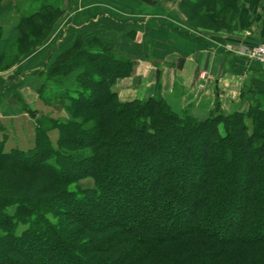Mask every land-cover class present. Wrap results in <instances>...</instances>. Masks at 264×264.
Returning a JSON list of instances; mask_svg holds the SVG:
<instances>
[{"label":"trees","instance_id":"obj_1","mask_svg":"<svg viewBox=\"0 0 264 264\" xmlns=\"http://www.w3.org/2000/svg\"><path fill=\"white\" fill-rule=\"evenodd\" d=\"M19 1L0 0L3 68L39 49L62 15L54 3L26 12ZM180 9L193 27L256 26L264 41V0ZM132 68L78 36L36 73L40 102L66 117L24 105L32 146L0 141V264H264V109L254 101L224 115L216 103L198 121L159 95L122 103L116 83ZM252 88L264 96L263 81Z\"/></svg>","mask_w":264,"mask_h":264},{"label":"crops","instance_id":"obj_2","mask_svg":"<svg viewBox=\"0 0 264 264\" xmlns=\"http://www.w3.org/2000/svg\"><path fill=\"white\" fill-rule=\"evenodd\" d=\"M170 1L59 0L64 13L44 45L11 66L0 67V139L11 147L26 143L22 107L32 105L25 95L28 79L78 36L96 38L132 61L130 77L116 83L122 103L159 95L174 113L189 111L198 121L206 120L216 103L224 115L245 114L254 101L264 109V96L252 88L253 80L264 82V72L248 57V48L258 44L255 33L228 35L193 27L180 2ZM53 2L25 0L22 7L32 12ZM9 27L0 24V54L2 35Z\"/></svg>","mask_w":264,"mask_h":264},{"label":"rangeland","instance_id":"obj_3","mask_svg":"<svg viewBox=\"0 0 264 264\" xmlns=\"http://www.w3.org/2000/svg\"><path fill=\"white\" fill-rule=\"evenodd\" d=\"M24 1L25 0H21V1H19L18 3L19 4H24ZM52 1H54V0H52ZM58 1V2H57ZM159 1H164V0H159ZM177 2H181V1H183V0H176ZM170 2H172L173 3V0H171ZM54 3V2H53ZM56 6H58L59 7V9H58V11L59 12H61V14L63 15V13H64V9L62 8V6H61V4H60V2H59V0H55V3H54ZM40 7V6H39ZM38 7V8H39ZM37 8V9H38ZM188 13H189V11H184V15H185V17H187L188 16ZM61 15V16H62ZM60 16V17H61ZM57 18V17H56ZM197 21V20H196ZM55 22H57L56 20L54 21V23ZM198 22V21H197ZM54 23H53V25H54ZM196 28H201L200 26H195ZM204 29V28H203ZM208 28H205V30H207ZM212 31V30H211ZM214 31V30H213ZM250 32H253V33H255V35L257 36V28H256V26H253L251 29H250ZM222 33H225V34H228V35H232V34H234V33H232V34H229V33H226V32H222ZM261 42H264L263 40H259L258 39V44L259 43H261ZM43 45H44V43H43ZM42 45V46H43ZM41 46V47H42ZM40 47V48H41ZM255 46L253 45V46H251L250 48H248L249 49V51L250 50H252L253 48H254ZM9 65V64H8ZM37 72H40V71H35V72H33V73H31V75H32V80L31 79H28V85H27V90L25 91V95H26V99H27V102L29 103V104H32L30 107V109H32V111H37L38 113H51L52 114V116L54 117V118H57V117H62V118H65L66 117V114L64 113V111L61 109V107L59 106V105H56L55 107H53V108H51V107H48V106H46L44 103H42V102H40V100L38 99V95L36 94V91H37V89L40 87V85H41V79L40 78H38L37 77V75H36V73ZM34 102L36 103V104H34ZM34 104V105H33ZM29 107V106H28ZM50 109V110H49ZM26 114V116H27V118H26V120H27V122L23 125L24 126V129H25V135H24V138H26V143H18V148H20L21 150H25L26 148H29V147H31L32 146V141H33V136H32V129H30V126H29V124H31L33 121H34V119H33V117H32V114H27V113H25ZM50 139H51V142L55 145L56 144V140H57V132L56 131H54L53 133H51V135H50ZM0 141H2V142H4V140H3V138L2 139H0ZM10 142L9 143H4V148L5 149H7V148H9V147H11L10 146ZM1 177H3V173H1L0 174V178ZM24 178H22V180H23ZM32 187H34V185L32 184ZM32 187L30 186L29 187V189L28 190H32ZM17 190V191H16ZM14 191V193H17L18 194V192H19V190L16 188H9V189H7V192H13Z\"/></svg>","mask_w":264,"mask_h":264},{"label":"built area","instance_id":"obj_4","mask_svg":"<svg viewBox=\"0 0 264 264\" xmlns=\"http://www.w3.org/2000/svg\"><path fill=\"white\" fill-rule=\"evenodd\" d=\"M249 59L258 64L264 71V43L257 44L248 54Z\"/></svg>","mask_w":264,"mask_h":264}]
</instances>
